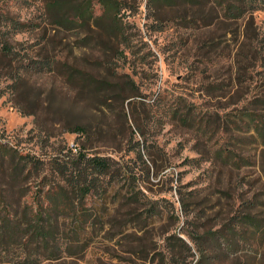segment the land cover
Returning a JSON list of instances; mask_svg holds the SVG:
<instances>
[{"label": "rangeland", "instance_id": "obj_1", "mask_svg": "<svg viewBox=\"0 0 264 264\" xmlns=\"http://www.w3.org/2000/svg\"><path fill=\"white\" fill-rule=\"evenodd\" d=\"M44 1L0 0L37 25L11 35L15 55L0 57V140L44 159L85 146L131 178L87 199L81 236L72 212L60 223L76 249L86 245L81 256L42 264H166L169 249L180 264H264V142L253 127L264 119V3L252 12L240 2L233 21L218 19L229 0H120L125 41L110 43L98 27L52 29ZM29 59L54 70L24 72ZM89 72L101 90L81 81ZM130 187L144 207L124 204ZM25 254L0 240V264Z\"/></svg>", "mask_w": 264, "mask_h": 264}, {"label": "trees", "instance_id": "obj_2", "mask_svg": "<svg viewBox=\"0 0 264 264\" xmlns=\"http://www.w3.org/2000/svg\"><path fill=\"white\" fill-rule=\"evenodd\" d=\"M98 1L101 10L95 14L91 0H45L46 20L56 30L98 27L110 43H124V26L128 23L122 22L121 11L125 6L120 0ZM180 1L197 4L195 0ZM222 2L218 1L217 5L222 6ZM240 2L247 4L250 11L254 12L260 9V3H264V0H229L218 19L223 17L236 21L238 16H234L233 12L239 11L238 15H241ZM36 26L0 10V57L11 58L15 55L11 35L33 30ZM86 43L84 39L81 46ZM21 68L24 72H51L54 70V61L36 63L29 59ZM72 72L83 73L79 69H72ZM20 76L21 71L12 75V79L15 81ZM81 81L93 85L95 90H101L105 83L90 72L81 77ZM248 116L250 119L258 117L254 112H249ZM230 123L235 131L244 127L235 121ZM203 124L202 118L199 121L200 129ZM253 127L264 142V119ZM72 131L85 134V127L76 125ZM130 175L127 167L113 157L90 153L85 146L74 145L65 151L61 149L49 159H44L9 141L0 140V240L4 250L7 251L9 245L22 246L26 254L20 264H42L47 260L81 256L86 245L76 249V245H73L76 243L71 240L65 227L61 229L60 223L64 222L66 214L72 212L74 233L81 236L85 232L87 217L91 215L86 207L87 199L92 196L105 197L110 187L114 189L121 181L131 178ZM140 194V190L130 187L124 196V204L132 208L144 207L146 199ZM150 208L141 213L143 219L153 218L155 212L151 213ZM141 215L129 220L140 219ZM177 238L182 241L181 237ZM80 240L79 237L77 241ZM165 258L166 264H180L173 249H169L168 256L160 254V261Z\"/></svg>", "mask_w": 264, "mask_h": 264}]
</instances>
